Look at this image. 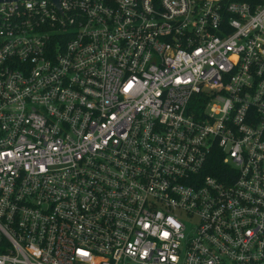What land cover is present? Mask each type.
I'll return each mask as SVG.
<instances>
[{
	"label": "built area",
	"instance_id": "built-area-1",
	"mask_svg": "<svg viewBox=\"0 0 264 264\" xmlns=\"http://www.w3.org/2000/svg\"><path fill=\"white\" fill-rule=\"evenodd\" d=\"M0 264H264V0L0 1Z\"/></svg>",
	"mask_w": 264,
	"mask_h": 264
},
{
	"label": "trees",
	"instance_id": "trees-1",
	"mask_svg": "<svg viewBox=\"0 0 264 264\" xmlns=\"http://www.w3.org/2000/svg\"><path fill=\"white\" fill-rule=\"evenodd\" d=\"M224 1H253V0H224Z\"/></svg>",
	"mask_w": 264,
	"mask_h": 264
},
{
	"label": "water",
	"instance_id": "water-1",
	"mask_svg": "<svg viewBox=\"0 0 264 264\" xmlns=\"http://www.w3.org/2000/svg\"><path fill=\"white\" fill-rule=\"evenodd\" d=\"M0 1H3V0H0ZM5 1H10V0H5ZM54 1H57V0H54Z\"/></svg>",
	"mask_w": 264,
	"mask_h": 264
},
{
	"label": "snow or ice",
	"instance_id": "snow-or-ice-1",
	"mask_svg": "<svg viewBox=\"0 0 264 264\" xmlns=\"http://www.w3.org/2000/svg\"><path fill=\"white\" fill-rule=\"evenodd\" d=\"M85 255H86V253H85Z\"/></svg>",
	"mask_w": 264,
	"mask_h": 264
}]
</instances>
